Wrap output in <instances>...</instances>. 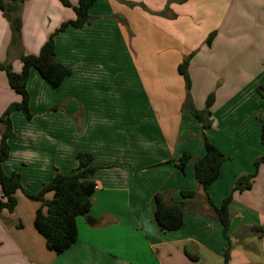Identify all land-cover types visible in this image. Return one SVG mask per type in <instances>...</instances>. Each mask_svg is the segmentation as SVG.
<instances>
[{"label":"crops","instance_id":"0c3cea01","mask_svg":"<svg viewBox=\"0 0 264 264\" xmlns=\"http://www.w3.org/2000/svg\"><path fill=\"white\" fill-rule=\"evenodd\" d=\"M70 3L25 0L18 45L0 10V63L20 73L22 54L38 55L76 19L78 0ZM90 16L91 24L55 37L56 59L72 71L60 86L31 71L33 117L12 115L3 169L19 173L24 187L38 193L57 172L74 173L77 153H91L92 206L76 218L77 241L57 254L35 228L40 203L18 192L15 212L0 215V264H264V236L252 231L264 226V163L251 187L233 195L228 238L194 163L178 168L185 153L204 156V134L227 157L208 189L219 207L264 156V0H98ZM185 60L190 88L179 72ZM211 95L212 125L204 129L184 105L190 97L204 111ZM19 101L0 71V118ZM158 193L166 202L186 203L179 229L158 226Z\"/></svg>","mask_w":264,"mask_h":264},{"label":"trees","instance_id":"16d2710c","mask_svg":"<svg viewBox=\"0 0 264 264\" xmlns=\"http://www.w3.org/2000/svg\"><path fill=\"white\" fill-rule=\"evenodd\" d=\"M25 0H12L9 2L0 1V10L5 18L11 23L12 44L21 43L22 21L20 12ZM65 7H71L70 0H59ZM98 0H78L77 6L73 7L76 19L64 23L42 46L40 53L34 55L20 56L22 70L15 73L10 64L0 63V71L6 73L10 88L20 96V101L12 103L0 118V215L3 212L14 213L18 201L16 194L21 192L29 200L40 203L36 212L35 228L45 238L47 247L61 254L70 248L77 241L76 218L88 214L92 203L96 185L88 178L93 175L96 168L93 166V155L91 153L79 152L76 155L77 167L74 173L65 175L57 172L47 183H44L38 193L29 192L23 185L19 173L6 174L3 163L9 158V139L13 136L12 115L15 112L21 113L27 120H31L33 115L30 112V96L28 92V81L32 70H36L39 75L50 86L58 87L71 75V69L61 65L56 59L55 37L57 34L69 28L80 29L91 24L93 18L90 16V9ZM214 34L210 35L207 44L211 45ZM188 60L179 67L180 74L185 78L187 88H190V81L187 73ZM261 89L259 92L261 93ZM262 95V93H261ZM214 96L211 95L206 101L204 111H197L193 108L190 97L184 105L188 108L193 117L199 120L204 129H209L212 125L209 108L213 104ZM262 125V142L264 144V121ZM202 142L205 154L202 158L195 159L190 154H183L178 162V168L184 172L189 162L194 163V172L199 187L204 191L205 200L216 219L221 223L225 238L230 225L228 207L235 192H243L251 187V180L255 178L259 166L264 163V156L255 161V171L251 175L241 176L231 193L223 200L221 206L217 207L209 198L208 189L219 177L220 170L227 157L214 145L207 137L202 135ZM52 193L51 200L46 199V195ZM164 193L155 196V220L163 231H174L183 224V216L186 212V203L166 202ZM181 196L187 199L195 197L193 191H182ZM258 237L264 236V226L252 229ZM229 251L225 252V255ZM196 260L197 257H191Z\"/></svg>","mask_w":264,"mask_h":264},{"label":"rangeland","instance_id":"374dc122","mask_svg":"<svg viewBox=\"0 0 264 264\" xmlns=\"http://www.w3.org/2000/svg\"><path fill=\"white\" fill-rule=\"evenodd\" d=\"M22 115V114H21ZM25 118V117H24Z\"/></svg>","mask_w":264,"mask_h":264}]
</instances>
